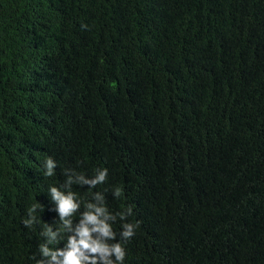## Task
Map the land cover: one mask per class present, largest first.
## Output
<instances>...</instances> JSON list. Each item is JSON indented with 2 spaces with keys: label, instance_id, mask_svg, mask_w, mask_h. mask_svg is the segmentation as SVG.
<instances>
[{
  "label": "trees",
  "instance_id": "16d2710c",
  "mask_svg": "<svg viewBox=\"0 0 264 264\" xmlns=\"http://www.w3.org/2000/svg\"><path fill=\"white\" fill-rule=\"evenodd\" d=\"M100 168L70 190L132 208L124 264H264V0H0V264Z\"/></svg>",
  "mask_w": 264,
  "mask_h": 264
},
{
  "label": "clouds",
  "instance_id": "9594fccd",
  "mask_svg": "<svg viewBox=\"0 0 264 264\" xmlns=\"http://www.w3.org/2000/svg\"><path fill=\"white\" fill-rule=\"evenodd\" d=\"M57 167L51 157H46L42 163L43 174L52 177ZM66 180L60 187L49 186L48 194L55 204V212L59 216L60 227L53 230L50 225H45L40 232L44 242L38 246L40 258L36 264H124L126 250L122 242L116 241V232L113 223L119 218L122 223L119 233L121 241L130 240L135 234L138 224L126 222L132 214V208L126 207L117 213L109 212L105 197L101 192H92L91 201L82 202L72 192L71 186L87 185L95 188L102 184L108 177L106 168L96 169L95 174L89 178L74 169H66ZM113 195L119 197L121 189H114ZM83 203L84 211L79 212ZM39 205L33 204L28 209V216L23 219L25 227L32 226L37 221V209ZM79 212V220L73 223L72 217ZM66 242L62 248H53L58 241Z\"/></svg>",
  "mask_w": 264,
  "mask_h": 264
}]
</instances>
